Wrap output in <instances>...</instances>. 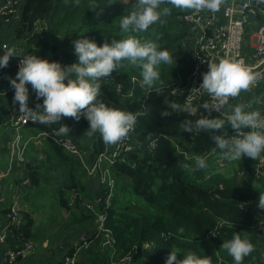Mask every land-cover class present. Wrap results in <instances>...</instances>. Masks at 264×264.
Here are the masks:
<instances>
[{"label": "trees", "instance_id": "1", "mask_svg": "<svg viewBox=\"0 0 264 264\" xmlns=\"http://www.w3.org/2000/svg\"><path fill=\"white\" fill-rule=\"evenodd\" d=\"M134 2L21 0L19 18L10 24L11 33L4 36L11 47L24 54L47 57L63 66L76 60L72 43L75 39L87 37L99 45L134 35L142 42L153 41L160 48L167 49L173 61L172 65L158 66L163 83L155 84L152 89L141 85L139 66L126 60L122 61L123 67L99 81L98 101L109 107L142 113L136 120L132 135L137 141L132 152L108 165V171L114 178L111 188L101 184L98 175H86L78 162L51 138L44 139L38 149L31 148L26 152L28 159L11 174L15 187L24 179H28L26 188H38L45 181L53 182L55 187L51 189V196L55 205L64 207L70 213L61 228L73 225L85 228H79L71 237L64 234L60 237L59 228L53 238L50 237L49 226L56 219L49 220L47 228V225L40 227L35 224L32 212L21 208L24 222L13 228L14 236L8 245L31 240L37 251L38 240L43 238V243L47 244L49 238L48 249L52 253L45 261L44 258L38 259L35 264H64L65 256L72 255L75 250L73 241L78 244L79 235L88 233L91 235L87 238V246L74 264H123L127 257L138 264H164L168 253L176 250L178 253L192 251L199 256H209L211 264H217L216 248H222L224 241L237 234L247 237L253 245V251L243 258L244 263L264 264V226L256 231L257 222L264 218V211L257 207L258 195L264 193V175L252 178L250 170L254 165L250 169V163L246 165L237 161V167L243 168L244 172L234 169L232 174L225 175L211 169L206 176L204 168H195V156L184 143L187 137L196 133L189 135L180 131L185 120L197 118L180 116L181 99L172 93L176 84L185 80L193 67L189 57L191 43L188 42L192 28L182 19L183 14L193 10L161 4L160 9L171 8L169 15H162L159 22L143 32L124 33L120 30L119 21L134 10ZM13 68L9 60L7 71L11 72ZM12 96L13 91H10L0 99V110L4 112L0 113V123L8 120L5 112L14 105L18 106L13 103ZM169 103L178 107L162 118L159 111L166 109ZM69 120L62 117L58 124L69 128ZM79 121L88 125L83 116ZM43 128L47 126L31 122L27 131L35 132ZM78 140L82 147L90 150L89 157L110 146L102 141L98 132L91 134L88 141ZM150 140L154 141L152 147ZM38 154H41L40 158ZM261 156L264 157V152ZM199 170L202 171L199 173ZM240 173L244 176L238 179ZM88 177L97 178L96 188L84 181ZM73 193L75 197L70 205ZM108 194L111 198L106 202ZM79 198L89 201L99 199L95 210L105 216L104 230H98L96 213L82 208ZM87 221L94 225L87 228ZM213 231H217L216 238H212L214 243L206 241L207 235ZM55 243L56 247L52 246ZM28 260L33 261L32 256Z\"/></svg>", "mask_w": 264, "mask_h": 264}, {"label": "clouds", "instance_id": "2", "mask_svg": "<svg viewBox=\"0 0 264 264\" xmlns=\"http://www.w3.org/2000/svg\"><path fill=\"white\" fill-rule=\"evenodd\" d=\"M73 2L79 3V0ZM221 3L222 0H135L134 10L120 18L119 27L124 33L143 32L159 22L162 15H169L171 8L216 12ZM161 4L170 5L171 8L160 9ZM72 43L76 60L63 66L56 60L24 54L16 47L4 46L0 51V69L7 66L10 57H20L15 76L7 77L9 86L14 90L12 101L18 105L21 115L39 124H58L62 117L78 121L83 116L88 121L87 130L90 135L98 132L105 144H115L128 134L142 113L109 107L98 101L101 87L99 81L123 67L122 61L126 60L131 65L139 66L141 85L152 89L155 84L163 83L158 66L172 65L173 56L156 42H142L134 35L99 45L87 37L75 39ZM259 75L240 59L229 57L220 58L217 62L208 61L198 88L209 94L214 102L203 103L200 107L208 112L222 113L229 98L237 97L242 90H248ZM29 87L35 99L41 101L34 108L28 106ZM177 107V104L169 103L159 114L162 118L167 117ZM183 111L190 116H197V108L192 106L190 100L185 103ZM225 120L234 130V135L229 136L224 131ZM209 130H212L211 139L215 148L227 161L240 160L242 156L255 160L264 152V114L260 111H245L243 105H236L225 118L200 115L194 120H185L180 128L181 132L189 135ZM58 131L63 134L68 133L69 129L62 124ZM205 166V159L197 156L195 168L202 169ZM257 207L264 211V193L258 195ZM221 246L235 264H241L243 258L253 251L249 239L237 234H233ZM176 253L170 251L164 264H211L209 256L189 252L177 259Z\"/></svg>", "mask_w": 264, "mask_h": 264}, {"label": "built area", "instance_id": "3", "mask_svg": "<svg viewBox=\"0 0 264 264\" xmlns=\"http://www.w3.org/2000/svg\"><path fill=\"white\" fill-rule=\"evenodd\" d=\"M124 1V0H122ZM21 0H0V25L1 23H14L19 18V5ZM222 19L216 21L215 18L202 11H191L183 14V21L187 26L192 28L191 37L193 42L190 48V59L193 62L192 70L186 76L185 80L176 84L172 89L175 96L180 97V116H186L188 113L183 111L184 105L190 100L193 107L197 108V116L203 115L208 118H225L226 115L231 114L232 109L228 106L235 98L230 97L228 103L224 106L222 113L214 111L208 112L200 105L203 103H213V99L203 89L198 88L201 81V74L207 70V62H217L220 58H234L243 60L244 63L251 68L255 73H259L257 81L250 85L249 92L255 91L258 88L259 100L256 102L257 108H262L260 111L264 114V105L260 103V94L264 91V23L257 19L259 16L264 18V0H238L226 4L222 8ZM251 16H254L250 19ZM256 24L254 29L250 31V48L251 53L248 54L244 51L245 33L251 21ZM4 46L11 47L6 39L0 35V51ZM247 55V56H246ZM20 57H10L13 63L14 70L17 71ZM7 66L0 69V99L7 95L8 92L13 91L9 86L7 79ZM243 92V90L241 91ZM236 99V98H235ZM41 101L37 100L30 108H34L36 103ZM8 120L0 123V132L3 130H11L12 136L8 142V161L4 170H0V193L2 191L1 180L11 178V174L15 173L19 165L24 163L28 158L25 156L27 151L31 148L38 149L42 141L46 138H51L55 143L67 152L70 156L78 162L79 166L84 170L88 176H99L100 183L109 185L111 188L114 183V178L108 171V165H113L115 162L121 160L127 153L132 152L134 144L137 143L136 139L132 138L134 134L135 125L128 132V134L115 144L106 146L104 151L99 152L93 157H89L90 150L80 145L79 141L71 133L70 128L68 133H59V124H47V128L37 130L35 132H28L23 135L19 133L20 129H27V126L32 122L19 113L18 106L14 105L7 112ZM66 117V120H69ZM227 122V120H225ZM35 123V122H32ZM70 127V126H69ZM247 131V129H244ZM234 130L229 129L227 135H234ZM149 145L152 147L154 141L150 140ZM264 175V159L261 154L256 158L253 169L251 170L252 178H258ZM28 179H24L22 183H27ZM19 190L14 191L13 197L4 203L3 198L0 196V264H35L38 259L28 260L36 251V245L31 240H25L15 245H8V242L13 238L12 230L21 226L24 222L21 208L19 206L17 195ZM16 196V198H15ZM75 197L73 193L70 198L69 204ZM110 194L106 197V202L110 200ZM79 204L82 208L90 212L96 213V221L98 222V230H104L102 227L105 216L102 213H97L95 210L96 203L99 199L93 201L86 200V198H79ZM5 209V210H4ZM264 226L263 220L257 222L256 231L261 230ZM263 228V227H262ZM264 229H262L263 231ZM80 234L78 244L72 255L65 256L64 264H74L79 256L82 248L87 246V238L90 236ZM207 236L216 237L217 231L211 232ZM129 258V257H127ZM125 258L124 260H126ZM219 260L217 264H219Z\"/></svg>", "mask_w": 264, "mask_h": 264}, {"label": "rangeland", "instance_id": "4", "mask_svg": "<svg viewBox=\"0 0 264 264\" xmlns=\"http://www.w3.org/2000/svg\"><path fill=\"white\" fill-rule=\"evenodd\" d=\"M10 24H11V22L8 24L1 23V25H0V35L4 39H7L4 36L5 33H11V31L9 29ZM39 26L40 25H38V27ZM188 42H190L192 44L193 38L191 36H190ZM262 95H264V91L260 94V96H262ZM237 105H239V103H237ZM247 105L252 106V107H257L256 102L253 100H249V101L246 100L243 102V106H247ZM69 122H70L69 128H70L71 132L76 133V134L81 133L83 135V137L86 135H89V132L87 130L89 126L87 124H84L83 122H81L79 120L77 121L74 119L69 120ZM225 123H226L225 128L229 129L227 122H225ZM19 133L25 134L26 129H20ZM211 133L212 132L209 130L205 134H202L195 141L194 144H192V141H191L192 139H188V140H186V144H187V146H189L191 148V150H192V152H194V154L196 153V155H195L196 157L197 156L203 157L205 159V162H207V165L212 166L215 164L216 167H214V168L222 166V167L218 168V170H222L224 172L234 171V169L237 172H244L243 168L237 167V165H236L237 161L236 160L227 161V160L221 158V154H218L216 149H215V146H212V144L214 142L211 139V135H212ZM6 142H7V138L6 139H0V170H4L6 168L8 157H9L8 144H6ZM188 143H190V144L188 145ZM203 153H205V154L202 156ZM212 153H214V154L212 155ZM217 154H218V158L216 157ZM38 157L40 158L41 154H38ZM202 170H199L198 172L200 173ZM205 175H206V173H205ZM239 178H240V176H238V179ZM1 183H2V191L0 193V196L3 198L4 203L8 202V200L13 197L14 191L16 189H18L19 192L17 195V200H18L20 208H23L22 210L32 212V214L34 215V220H35L36 225H40V227H41V225L42 226L47 225L46 226V228H47L50 224H52L49 226V228H51L50 237L54 238L55 235H57L56 231H58L59 228L61 230L60 231V237L62 234L66 235L68 237L74 236L76 231L79 228H82V227L85 228V226H82V225L81 226L73 225V226L65 227L63 229L61 228L62 224L67 221L68 215L70 213L64 207L59 206V205L58 206L55 205V203L52 199V196H51V193H52L51 189L53 187H55V185H53L54 184L53 182L45 181L44 185L40 186L38 188H36V187L26 188L27 187L26 183H21L20 185L15 187V184L13 183L12 178H9V179L5 178V179L1 180ZM114 193L116 195V192H114ZM15 198H16V196H15ZM52 219H56V221L51 222L48 225V221L52 220ZM84 235L86 236V235H88V233H85ZM79 238H80V235H79ZM212 238H216V237L207 236L205 238V240L208 242L214 243V239H212ZM56 240L57 239H55L53 241V243ZM76 240H78V238H76ZM43 242H44L43 238H40L38 240L39 246L38 245L37 246L39 247V249L37 251H45L47 254L46 255V258H47L48 255H50L52 253V251H50V249H48L49 248V245H48L49 238L47 239V244H45ZM40 243H43V244H40ZM52 246H54V244H52ZM83 249L84 248L81 249L80 253L83 251ZM175 252H177V250ZM189 252H192V251H189ZM215 253L218 256V260L220 262H224L225 264H235V261L232 259V257L229 258L227 251L223 247L220 249L216 248ZM183 254L184 253H181V252L178 253L177 252L176 253L177 258L181 259L183 257ZM49 258H50V260L53 259V257H49ZM128 260H129V263L133 262L132 259L128 258ZM124 261H123V263H124ZM241 264H245L243 260L241 261Z\"/></svg>", "mask_w": 264, "mask_h": 264}, {"label": "crops", "instance_id": "5", "mask_svg": "<svg viewBox=\"0 0 264 264\" xmlns=\"http://www.w3.org/2000/svg\"><path fill=\"white\" fill-rule=\"evenodd\" d=\"M238 0H222V3H221V5H220V9L218 10V11H216V12H211V11H209V10H207V9H201L200 11H202V12H204V13H207V14H209L210 16H212L213 18H215V20L216 21H220L221 19H222V8L226 5V4H228V3H232V2H237ZM254 16H251L250 17V19L251 18H253ZM257 19H260L261 20V18L259 17V16H257ZM255 22L252 20L251 21V23L249 24V26H248V29H247V31H246V33H245V39H244V51H245V53L246 54H248V57H249V55H250V53H251V48H250V42H249V38H250V31H252L254 28V26H255ZM4 39V38H3ZM8 42H9V40H8V38L6 39ZM190 48H191V45H190ZM247 56V55H246ZM15 76V72H13V71H11V72H9L8 74H7V77H14ZM5 80H8V79H5ZM258 88H256V90L255 91H252V92H249V91H244L243 90V92H240V94L237 96V97H235L233 100H232V102H231V104L228 106V108L229 109H233V107L234 106H236L237 105V103H239V105H243V102L244 101H249V100H253V101H255V102H258V100H259V95H258ZM14 91V90H13ZM33 94V95H32ZM37 100L35 99V94H34V92H32V90H31V88L29 87V99H28V106L29 107H31L35 102H36ZM260 103L261 104H263L264 105V95H262L261 96V99H260ZM245 109V111H254V110H262V108H257V107H252V106H243ZM0 113H4V112H2V110H0ZM5 114L7 115V112H5ZM229 127V129H230V126H228ZM229 129L228 128H225L224 129V131H226L227 132V134L229 133ZM27 130V129H26ZM71 131V130H70ZM211 132H212V130H210ZM73 135H74V137L78 140L79 138L80 139H82V140H90L91 139V135L89 134V135H86V136H84L83 137V135L81 134V133H73V132H71ZM206 133V132H205ZM205 133H196V134H194V135H192V136H190V137H187L185 140H184V143H186V140H188V139H192L191 141H192V144H194L195 143V141L202 135V134H205ZM12 134H13V132H11L10 130H3V131H1L0 132V139H6L7 138V142H6V144H8V142H9V138L12 136ZM212 134V133H211ZM218 134H221V133H218ZM24 135V134H23ZM79 141V140H78ZM80 142V141H79ZM81 143V142H80ZM83 144H85V143H83ZM190 143H188V145H189ZM187 145V144H186ZM212 146H215V144L213 143L212 144ZM216 149V148H215ZM216 151H217V153L218 154H221L220 153V151L219 150H217L216 149ZM215 151V152H216ZM214 152V153H215ZM193 154H194V152H192ZM214 153H212V155L214 154ZM205 153H203L202 154V156L204 155ZM218 154L216 155V157L218 158ZM187 155V154H186ZM196 155V153L194 154V156ZM220 156V155H219ZM205 157V156H204ZM263 157V156H262ZM195 158H196V156H195ZM221 158H222V154H221ZM263 159H264V157H263ZM236 161H241L243 164H246V165H248V163H250V169L252 168V166L255 164V161H256V159L254 160V159H252V158H249V157H246V156H242L241 157V159L240 160H236ZM206 163V166L204 167V172L206 173V176L208 175V173L210 172L209 170H211V169H217L218 170V168H220V167H222V166H219V167H217V168H214V167H216L215 166V164L214 165H212V166H210V165H207V162H205ZM252 170V169H251ZM250 170V171H251ZM220 172H222L223 174H225V175H230V174H232V172L233 171H230V172H224V171H222V170H219ZM238 176H240V178L242 177V176H244L242 173L241 174H239ZM239 178V179H240ZM245 178H246V176H245ZM84 181L86 182V183H90V184H92L93 185V187L94 188H96V183H97V178H93V177H88V178H86V179H84ZM88 222V226H87V228H89V227H92L93 225H94V223H92V224H89L90 222L89 221H87ZM95 223H96V225H98V222L95 220ZM82 234H85V233H82ZM64 239H66V238H62V240H64ZM68 240H69V238H68ZM73 240V239H72ZM71 241V240H70ZM58 243V242H57ZM57 243H55L54 244V247H56V245H57ZM42 252V253H41ZM46 252L45 251H36V253H34L33 255H32V258H33V260H34V257H36L37 259H43L44 258V261L46 260ZM228 256H229V254H228ZM129 259H132V261L133 262H130L129 263V260H128V258L124 261V263L123 264H138L133 258H130L129 257Z\"/></svg>", "mask_w": 264, "mask_h": 264}, {"label": "water", "instance_id": "6", "mask_svg": "<svg viewBox=\"0 0 264 264\" xmlns=\"http://www.w3.org/2000/svg\"><path fill=\"white\" fill-rule=\"evenodd\" d=\"M262 23H264V18H263V17H262V19H261V24H262ZM263 217H264V216H263Z\"/></svg>", "mask_w": 264, "mask_h": 264}]
</instances>
